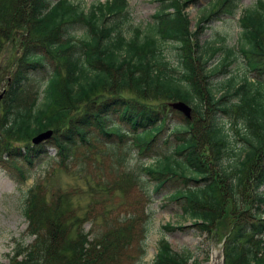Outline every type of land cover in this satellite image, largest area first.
Listing matches in <instances>:
<instances>
[{"label":"trees","instance_id":"1","mask_svg":"<svg viewBox=\"0 0 264 264\" xmlns=\"http://www.w3.org/2000/svg\"><path fill=\"white\" fill-rule=\"evenodd\" d=\"M156 1L154 23L142 31L130 24L127 0H0V73L11 72L0 99V162L25 177L49 146L63 170L79 154L88 165L104 144L114 155L110 178L95 171L96 179L84 175L88 186L50 197L53 185L33 186L25 216L34 241L19 244L9 264H118L137 238L143 264L147 205L169 182L177 186L170 198L194 226L216 232L230 221L226 264H264V0L242 12L238 51L200 35L207 23L236 15L241 0H208L195 31L185 9L199 0ZM167 44L178 47L174 61ZM239 54L248 72L211 81ZM173 100L192 104L194 121L172 110ZM48 130L53 137L33 145ZM119 149L135 151L140 165L119 170ZM134 189L139 198L129 202ZM81 195L91 199L85 206ZM123 206L130 209L119 212ZM90 220L100 228L87 231ZM189 259L163 240L154 264Z\"/></svg>","mask_w":264,"mask_h":264},{"label":"rangeland","instance_id":"2","mask_svg":"<svg viewBox=\"0 0 264 264\" xmlns=\"http://www.w3.org/2000/svg\"><path fill=\"white\" fill-rule=\"evenodd\" d=\"M86 5L90 6L92 3L105 2L107 0H80ZM129 4V21L134 28H141L142 31L146 30L149 25L154 23L153 16L159 8V3L156 0H127ZM258 0H241L239 12L232 17H224L223 20H215L207 23L206 28L200 35L202 43L209 41L216 45H225L228 48L237 51L239 39V18L241 13L253 7ZM209 4L208 0H199L197 3H190L186 7L185 12L191 20L192 31L196 30L198 20L201 18L203 8ZM226 37L224 43H220L219 39ZM178 47L175 44L165 45V50L169 58L174 61L178 54ZM225 52L217 55L211 60L210 67L219 64ZM7 53L5 52L3 58ZM240 58L232 63L227 68V73H217L211 78L214 83L226 81L227 79L236 76H243L248 72L247 64L244 58L239 54ZM3 58L0 65L4 66ZM8 62V60L6 61ZM4 68V67H2ZM0 73V98L7 88V79L10 77L11 72L7 69H2ZM252 76V74H251ZM131 96V95H129ZM192 108L193 105L189 104ZM183 115V114H182ZM195 115L192 113L191 121H194ZM225 120L230 121L229 118ZM179 119L173 116L170 122H178ZM54 135V134H53ZM103 152L95 157V152L91 155V163L85 166L88 158L85 154H79L77 157H72L65 164L67 169L63 170L61 164V157H59L57 150L49 146L48 155L41 157L36 161L33 167L27 165L24 168V175L22 177L12 165L0 162V264H9L11 257L14 254L15 248L19 244L29 246L33 243L34 237L28 233L29 222L25 216L26 203L30 194V190L35 185L43 184L46 186H54L49 190L48 196L51 193H59L71 191V188L88 186V180L84 175L95 177V171L102 172L106 178H110L109 164L110 160L114 157L110 153V149L102 145ZM83 151V150H82ZM118 157H125L126 164L119 165V170L124 169L125 165L137 167L140 165L139 159L135 156V151L129 156L119 149ZM147 158V157H143ZM153 159H142V162H152ZM86 168L85 172H82ZM82 172V173H80ZM46 181H49L48 183ZM179 185L185 189L184 180L179 179ZM176 185L169 182L159 193H153L147 209L152 214L151 220L148 223L150 231L147 238L143 237L146 245V255L144 256L143 264H153L159 243L162 239L169 242L173 251L179 254L189 255L190 259L187 264H226L224 244L229 235L231 228L230 221H221L217 225V231H204L199 226H194V220L190 216L183 213L181 205L170 198V194L176 191ZM83 195V194H82ZM80 196L81 206H85L91 199L88 196ZM139 198V193L136 189L131 190L128 194V201L135 202ZM106 199V198H105ZM253 198L250 197L252 201ZM146 207V204L144 205ZM142 206V207H144ZM140 207V208H142ZM144 207V208H145ZM129 207L123 206L119 212H123ZM99 209V208H98ZM118 212L113 216L116 218ZM145 220H149L145 218ZM100 220L93 222L88 221L85 224L87 231H94L100 228ZM98 223V224H96ZM145 222L142 221L137 227L140 229ZM166 226L174 228L173 230L166 229ZM131 245L126 247V255L118 264H138L141 261V253L139 246L141 241L137 238ZM134 252H137L134 255ZM138 261V262H137Z\"/></svg>","mask_w":264,"mask_h":264},{"label":"water","instance_id":"3","mask_svg":"<svg viewBox=\"0 0 264 264\" xmlns=\"http://www.w3.org/2000/svg\"><path fill=\"white\" fill-rule=\"evenodd\" d=\"M171 107L175 110H178L182 113H184L188 118H192V109L184 102H177V103H171ZM53 135V131H47L45 133H42L38 136H36L33 139V143L35 145H38L46 140H49Z\"/></svg>","mask_w":264,"mask_h":264},{"label":"bare ground","instance_id":"4","mask_svg":"<svg viewBox=\"0 0 264 264\" xmlns=\"http://www.w3.org/2000/svg\"><path fill=\"white\" fill-rule=\"evenodd\" d=\"M49 131V130H48ZM45 132H47V131H45ZM45 132H43V133H45ZM42 134V133H41ZM40 135V134H39ZM34 145V144H33ZM220 262L219 261H217V264H219Z\"/></svg>","mask_w":264,"mask_h":264}]
</instances>
